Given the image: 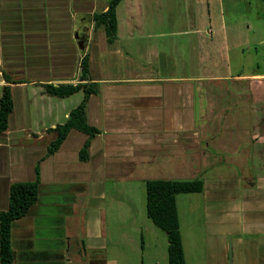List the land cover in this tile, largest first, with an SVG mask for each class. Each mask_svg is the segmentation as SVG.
Masks as SVG:
<instances>
[{
  "label": "crops",
  "instance_id": "1",
  "mask_svg": "<svg viewBox=\"0 0 264 264\" xmlns=\"http://www.w3.org/2000/svg\"><path fill=\"white\" fill-rule=\"evenodd\" d=\"M106 1L0 0V94L3 73L15 81L0 132V210L9 183L33 180L36 162L39 181L35 202L10 222L13 264H112L109 236L113 264H161L166 236L145 223L144 182L195 177L200 192L175 196L184 264L183 235L196 241L198 264H264V72L212 75L195 57L180 66L177 33L157 30L162 0H120L107 42L91 20ZM83 55L96 88L85 120L98 133L86 160L78 152L87 135L75 128L44 156L55 137L47 129L83 97L44 84H75ZM133 205L144 228L125 226ZM121 232H132V252Z\"/></svg>",
  "mask_w": 264,
  "mask_h": 264
},
{
  "label": "rangeland",
  "instance_id": "2",
  "mask_svg": "<svg viewBox=\"0 0 264 264\" xmlns=\"http://www.w3.org/2000/svg\"><path fill=\"white\" fill-rule=\"evenodd\" d=\"M167 1L162 0L161 17H163V22L161 26H157V30L163 32L171 30L177 33V55L180 66L183 64L186 67L189 59L195 57L193 62L198 64L196 70H200V67L204 65V72L212 75H224L230 78L233 73L238 72H264V0H169L172 2L171 6L170 4L167 6ZM169 7L171 8L170 12ZM168 17L170 20L167 22ZM225 82L231 83L232 81L226 79ZM135 210L134 205L128 209V216L131 215L129 217L132 222L125 226L133 229L144 228L141 223L135 226L138 220ZM145 219L146 225H152L148 217ZM108 220L114 224L120 222L123 225L128 219L112 217ZM193 224L195 230L192 232V236L195 238L198 235V218ZM185 227H187L185 221L182 220L183 232L186 231ZM121 233V244L129 246L130 252H132L131 243L127 240V236H132V232H129L128 235ZM183 236L186 258H189L188 264H198L200 253L195 244L191 245L196 241L193 238L188 239L189 235ZM113 242L112 236H109L110 262L112 264L114 262L111 257ZM165 252L163 249L160 254L161 264H166ZM155 253L159 259L158 247L157 250H153V247L144 249L146 257ZM144 254H140V256H144ZM125 256L127 257V255Z\"/></svg>",
  "mask_w": 264,
  "mask_h": 264
},
{
  "label": "trees",
  "instance_id": "3",
  "mask_svg": "<svg viewBox=\"0 0 264 264\" xmlns=\"http://www.w3.org/2000/svg\"><path fill=\"white\" fill-rule=\"evenodd\" d=\"M120 0H107L102 11L91 15L94 27H99L107 42L115 39L116 21L115 6ZM4 84L0 94V132L7 128V115L12 109L10 96V80L2 74ZM78 81L72 83L44 84L46 93L56 96H66L81 89L83 97L80 102L70 109L63 123L56 124L47 131L54 132L55 137L46 147L44 156L53 153L70 128L86 133L87 137L78 152L80 160L88 158L90 140L98 133L97 129L88 125L85 120V105L89 94L96 92L94 83L90 81L88 73V59L83 55L78 65ZM38 163L34 164V179L30 181H13L8 185L7 207L0 210V264H11L12 250L10 248V222L23 216L35 202L38 185ZM202 190V180L195 177L189 180L149 179L144 182L145 215L152 224L165 233L166 236V264H184L180 235L178 231V215L175 196L182 193H195Z\"/></svg>",
  "mask_w": 264,
  "mask_h": 264
},
{
  "label": "water",
  "instance_id": "4",
  "mask_svg": "<svg viewBox=\"0 0 264 264\" xmlns=\"http://www.w3.org/2000/svg\"><path fill=\"white\" fill-rule=\"evenodd\" d=\"M75 39H76V43L77 45L80 47L81 46V41L78 39V37L75 34ZM11 264H13V262H11Z\"/></svg>",
  "mask_w": 264,
  "mask_h": 264
}]
</instances>
